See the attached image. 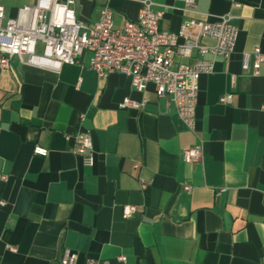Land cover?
<instances>
[{
    "label": "crops",
    "instance_id": "1",
    "mask_svg": "<svg viewBox=\"0 0 264 264\" xmlns=\"http://www.w3.org/2000/svg\"><path fill=\"white\" fill-rule=\"evenodd\" d=\"M141 1L74 0L73 11L91 25L106 6L120 27L137 19ZM153 3L160 31L225 15L237 29L233 52L198 78L193 129L151 84L140 94L129 76L98 79L86 51L58 71L10 57L0 70V264H58L64 251L75 264H264V62L257 76L252 66L254 48L264 54V0H195L192 10L182 0ZM34 4L0 0L3 23ZM173 63L191 66L195 54ZM229 93L231 103L220 104ZM126 98L146 102L135 110L122 107ZM84 130L91 167L71 152ZM197 144L200 162H184L183 150ZM125 206L136 211L125 217Z\"/></svg>",
    "mask_w": 264,
    "mask_h": 264
},
{
    "label": "built area",
    "instance_id": "2",
    "mask_svg": "<svg viewBox=\"0 0 264 264\" xmlns=\"http://www.w3.org/2000/svg\"><path fill=\"white\" fill-rule=\"evenodd\" d=\"M182 2L186 8L194 9L195 0ZM141 4L137 19L120 27L114 26L112 12L106 6L101 7L94 24L79 21L73 11L74 0H35L33 6L18 9L16 17L4 23V11L0 5V70L7 69L9 58L16 56L28 66L58 71L63 64L74 65L86 51L90 54L89 68L98 79L112 73L129 76L132 88L140 94L151 84L156 99L173 105L177 118L191 130L198 78L213 73L215 58L226 59L233 52L237 29L229 24L225 15L213 22L186 20L177 32L160 31L158 26L162 11L154 9L153 0H142ZM190 29H194V33H190ZM205 38L212 40L213 45L202 44L201 40ZM193 53V65H174V55L191 58ZM205 55H210L212 59H205ZM253 55V75L257 76L264 54L255 47ZM230 82L233 86V76ZM231 100L229 93L220 96L218 102L226 105ZM145 102L144 98L140 101L126 98L122 107L142 110ZM79 120H84L83 114ZM73 142L71 152L80 157L84 165L93 166L91 132L78 131L73 136ZM33 154L44 157L47 151L35 146ZM201 158L200 144L182 152V160L186 163L200 162ZM0 180L5 181L6 177L0 175ZM146 186V182H140L141 190H145ZM183 191L189 193L190 186H183ZM4 205L5 202L0 201V206ZM135 211V206H125L123 214L129 217ZM6 248L10 252L15 251L13 247ZM76 259L75 253L64 251L58 264H75ZM116 259L119 262L125 260L123 256ZM84 264L108 263L88 258Z\"/></svg>",
    "mask_w": 264,
    "mask_h": 264
}]
</instances>
